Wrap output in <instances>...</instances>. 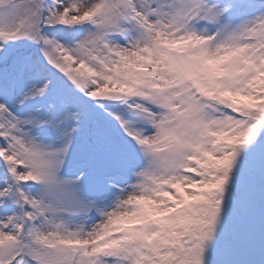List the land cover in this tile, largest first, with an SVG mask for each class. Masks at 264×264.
Masks as SVG:
<instances>
[{"label": "snow or ice", "instance_id": "6c2138e0", "mask_svg": "<svg viewBox=\"0 0 264 264\" xmlns=\"http://www.w3.org/2000/svg\"><path fill=\"white\" fill-rule=\"evenodd\" d=\"M0 264H264V0H0Z\"/></svg>", "mask_w": 264, "mask_h": 264}]
</instances>
